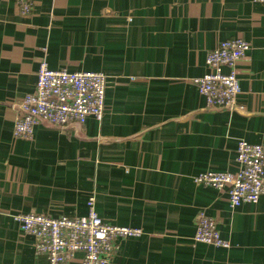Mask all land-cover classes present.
Here are the masks:
<instances>
[{"label":"crops","instance_id":"1","mask_svg":"<svg viewBox=\"0 0 264 264\" xmlns=\"http://www.w3.org/2000/svg\"><path fill=\"white\" fill-rule=\"evenodd\" d=\"M29 1L23 14L0 0V264L46 261L14 214L85 216L90 195L104 222L143 232L109 264H264V194L231 208L226 190L193 182L235 172L238 140L264 146V0ZM235 37L250 44L237 64L242 111L206 107L190 80ZM42 60L105 75L100 121L13 136ZM200 210L228 248L194 241Z\"/></svg>","mask_w":264,"mask_h":264},{"label":"built area","instance_id":"2","mask_svg":"<svg viewBox=\"0 0 264 264\" xmlns=\"http://www.w3.org/2000/svg\"><path fill=\"white\" fill-rule=\"evenodd\" d=\"M19 10L28 14L29 0H16ZM248 41L240 37L219 41L206 56L207 72L190 81L204 97L206 107L234 110L240 94L237 64L247 56ZM34 90L25 94L18 105L19 115L13 125L15 138L29 139L34 126L42 121L57 128L83 125L88 116L100 121L105 112V75L101 72L49 68L46 61L38 64ZM242 110L241 108H239ZM236 170L233 173L205 171L193 176L196 185L226 190L229 206L256 203L264 194V146L237 141ZM85 216L49 217L27 212L13 215L23 234L35 239V251L46 256L43 264H70L81 253V264H109L119 250L120 241L138 237L140 228L104 222L95 210V196L87 199ZM195 242L228 248L214 219L203 210L197 215Z\"/></svg>","mask_w":264,"mask_h":264},{"label":"water","instance_id":"3","mask_svg":"<svg viewBox=\"0 0 264 264\" xmlns=\"http://www.w3.org/2000/svg\"><path fill=\"white\" fill-rule=\"evenodd\" d=\"M235 111H242V110H240L239 108H233Z\"/></svg>","mask_w":264,"mask_h":264}]
</instances>
